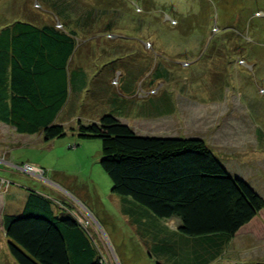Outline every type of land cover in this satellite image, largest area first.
I'll return each instance as SVG.
<instances>
[{"label": "rangeland", "instance_id": "374dc122", "mask_svg": "<svg viewBox=\"0 0 264 264\" xmlns=\"http://www.w3.org/2000/svg\"><path fill=\"white\" fill-rule=\"evenodd\" d=\"M30 22L77 30L70 67L85 66L89 80L78 100L70 90L64 138L23 139L0 124L5 213L21 215L30 194L42 193L58 217L74 212L105 264H174L155 241L158 228L187 246L178 255H192L188 246L199 237L180 236L177 219L162 221L112 192L100 165L101 141L78 132L80 120L89 124L103 115L131 123L141 136L206 140L264 198V0H0V31ZM1 97L0 106L8 100ZM153 102H173L175 113L154 117ZM9 242L0 230V264H18ZM256 245L227 249L213 264H264V241Z\"/></svg>", "mask_w": 264, "mask_h": 264}, {"label": "trees", "instance_id": "16d2710c", "mask_svg": "<svg viewBox=\"0 0 264 264\" xmlns=\"http://www.w3.org/2000/svg\"><path fill=\"white\" fill-rule=\"evenodd\" d=\"M78 45V31L65 30L61 23H17L0 31V87L11 95L10 103L0 109L5 123L21 134L42 133L47 142L66 136L70 90L71 100L74 95L78 100L89 80L85 66L70 67L77 61ZM91 97L97 98L95 89ZM165 104L153 102L150 114L173 115L174 103ZM88 114L92 117V109ZM78 132L80 138L101 141L100 165L114 194L162 221L177 219L180 236L199 237L193 240L194 248L188 246L192 255L185 259L177 251L185 253L187 246L180 248L179 241L158 228L155 241L171 263L196 259L197 264H208L242 229L264 231V198L248 182L232 176L205 140L141 136L112 115L89 124L80 120ZM4 234L18 264H105L77 219L58 217L49 200L36 193L30 194L21 215H5Z\"/></svg>", "mask_w": 264, "mask_h": 264}, {"label": "crops", "instance_id": "0c3cea01", "mask_svg": "<svg viewBox=\"0 0 264 264\" xmlns=\"http://www.w3.org/2000/svg\"><path fill=\"white\" fill-rule=\"evenodd\" d=\"M8 91V90H7ZM4 93V96H8V100L7 101H5V103L4 104H2V106H0V109H4V107H6L9 103H10V98H11V95L8 93V92H6L7 94H5V91H3V89H2V87H0V105H1V100H2V97H1V94H3ZM136 107V106H135ZM136 112H138V111H135V115L133 114V116H135V117H139V118H141V116H137V114L138 113H136ZM2 112L0 111V124H3V125H7L8 127H10V128H12L15 132H17V134L20 136L21 135V137H23V139H25V138H27L28 136H31V135H27V134H21V133H19L18 131H16V129L15 128H13V127H11V126H9L7 123H5L3 120V118H2ZM169 116H171V114L170 115H167V116H165V117H169ZM135 117H133V118H131V120L132 121H137V119L135 118ZM142 118H145V117H143L142 116ZM160 118H162V117H160ZM124 124V123H123ZM128 125H129V127H131L132 129L134 128L135 129V127H134V125H131V123H127ZM133 129V130H134ZM135 131V130H134ZM136 132V131H135ZM206 141V140H205ZM207 142V141H206ZM212 150V152L216 155V152L213 150V149H211ZM243 151H244V149H240L239 150V152H236V153H234V155L231 157V159L234 157V158H238V155L240 154H242L243 153ZM221 159H219L218 157H217V155H216V157L224 164V166L227 168V170L230 172V174L232 175V176H234V177H237V178H239V179H242V180H244V181H246V182H248L249 184H250V186L251 187H253V183H252V181H250V180H248V178H246L242 173H241V171L240 170H238V171H231L230 170V168L228 167V165H227V162L229 161V158H228V155H226V154H221ZM12 163V161H5V164H7V166H9V164L8 163ZM231 168H233V166L231 167ZM234 172V173H233ZM5 180V179H4ZM254 188V187H253ZM8 190H9V188L8 189H3V191H2V189H1V186H0V230L4 233V217H5V215H10V213H5L6 212V205H7V199L5 198V195L3 194V192H8ZM37 194H39V195H42V196H44L42 193H38L37 192ZM45 198H47L46 196H44ZM28 199H29V197H28ZM27 203H28V200H27V202H26V204H25V206L22 208V210H21V212L23 213L24 212V210H25V208H26V206H27ZM76 219V218H75ZM5 235V234H4ZM243 236H245V237H243ZM242 238H244V241H241L242 240ZM241 239V240H240ZM240 240V241H239ZM262 241H264V231H257V230H255V229H253V228H248V227H246V228H244V229H242L234 238H231L230 240H229V242L227 241H225L220 247H221V249L223 250L222 252H220V253H217L214 257H213V259H211V261H209L208 262V264H213L214 262H216L218 259H221V257L224 255V252H226V250L227 249H230L231 250V248H236V250L235 251H237V250H241L240 249V247H243V246H245L244 248L245 249H247V248H249V247H253V246H255L256 244V246H260V244H261V242ZM234 246V247H233ZM237 246V247H236ZM212 258V257H211ZM234 261V260H233ZM247 263V262H246ZM207 264V263H206ZM234 264H236V263H234Z\"/></svg>", "mask_w": 264, "mask_h": 264}, {"label": "built area", "instance_id": "2783aa9c", "mask_svg": "<svg viewBox=\"0 0 264 264\" xmlns=\"http://www.w3.org/2000/svg\"><path fill=\"white\" fill-rule=\"evenodd\" d=\"M30 169H32V168H30ZM73 215H74V212H73ZM79 222V221H78ZM80 223V222H79Z\"/></svg>", "mask_w": 264, "mask_h": 264}, {"label": "bare ground", "instance_id": "6f19581e", "mask_svg": "<svg viewBox=\"0 0 264 264\" xmlns=\"http://www.w3.org/2000/svg\"><path fill=\"white\" fill-rule=\"evenodd\" d=\"M73 215V214H72ZM74 216V215H73ZM75 217V216H74Z\"/></svg>", "mask_w": 264, "mask_h": 264}]
</instances>
